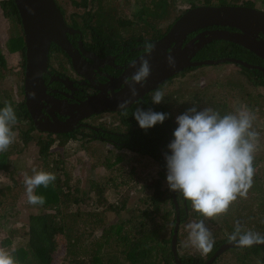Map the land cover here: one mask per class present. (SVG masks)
<instances>
[{
    "label": "trees",
    "instance_id": "1",
    "mask_svg": "<svg viewBox=\"0 0 264 264\" xmlns=\"http://www.w3.org/2000/svg\"><path fill=\"white\" fill-rule=\"evenodd\" d=\"M54 1L57 2L56 4L60 7L63 15L67 16L69 21H73V25L76 23L74 27L80 30L82 34H92V37L99 36L98 39L109 38L110 40L114 37L119 39L118 42L131 35H135V41L137 39L141 41L158 40L167 33L182 14L198 6H244L264 11V0ZM0 10L2 17L9 22L10 30L9 39L5 42V52L2 53L0 50V108L5 106V102H10L17 115V123L13 126V131L16 133L15 140L6 151L0 152V171L9 172V175L16 177L13 163L11 164L13 151L21 152L22 149L27 150L30 146H34L33 162L38 161L40 163L38 170L51 172L56 176L55 182L47 188L40 186L35 189L36 195L45 197V204L42 206L34 205L36 214L30 215L26 224L21 227L13 225L7 229L4 239L1 241L3 249L12 254L16 264H52L53 257L58 252L57 246L61 244L67 248V254L72 258V264H176L171 252L173 229L168 235L166 231H162L165 224L169 222V218H171V226H174L177 216L179 217V226L176 252L182 264H205L222 244L232 242L228 240V235L234 231L237 221L243 228L249 225L251 220L254 225L250 231L264 235V151L261 153L259 151L260 147L264 145V77L260 71L232 64L233 67H238L244 72L245 75L243 73L242 75L246 84H248L250 91H254V94H250L245 90L244 92L249 94V97L241 99L243 109L250 112L252 116H256L252 121V130L259 133L257 148L254 153L253 166L256 171L253 176L252 187L249 189L246 199L238 197L230 206L227 214L219 216L222 220L220 223L214 221V218L205 219V224L211 231L215 243L212 250L207 254L200 250L199 254H195L191 246H186L182 242L183 227L189 219L193 222L204 219V217L193 210L191 202L186 200L181 193L174 192L172 194L166 181L167 167L164 157L165 153L170 154L167 145L174 139L173 132L177 127L176 117L172 112L178 110L177 115H181L183 114L181 109L185 108L187 111L193 106L199 109L198 98L184 89L187 97L169 93L164 101L168 100L170 103L165 104L163 102L158 105L152 103L154 91L151 99L136 104L135 110L140 107L145 111L152 109L155 112L170 114L163 124H157L147 130L140 128L133 113H128L122 120V124L128 128H135V153L138 157L152 160L154 165L159 168L150 173L152 180L146 184L149 192L139 199L137 206L125 212V200H120L119 203L106 204V200L104 202L105 190L102 186L104 182L100 184L99 181L91 178L87 193L93 194L95 202L90 205L92 199L86 202L88 195L79 188V184L74 187L70 185L69 180L64 178L67 177L66 175L61 180L60 177L62 176L59 175L60 160L52 158V146L58 140V148H64L69 142L74 144L80 142V147L84 148L91 140L87 142L84 137L77 138L74 133L63 136V139L52 137L50 134L42 137L41 132L34 128L23 103L25 46L20 19L12 0L1 1ZM135 45L139 44L135 42ZM8 54L11 56L17 54L19 68L15 69L14 65L7 64V60L11 57L6 59L4 56ZM198 55L203 60L234 58L250 65H258V62L264 64L262 60L246 49L224 41L212 42L209 47L203 48ZM53 61H56V57L53 58L52 56L50 63ZM221 65H227V63L219 64V66ZM195 70L189 71L196 72ZM238 83L240 82L233 84L232 81H227L223 85H227L226 88L231 91L242 86ZM161 88L163 87L161 86ZM180 88L182 89L184 86H180ZM204 91L209 92L207 87L204 88ZM178 93L184 95L183 92ZM201 95H203V90ZM204 97L209 99L207 94ZM183 98L188 99L189 102ZM227 99V97L222 96V98L210 101L206 105L208 108L218 111L221 116L236 114L238 110L228 103ZM118 146V144L115 145V147ZM132 146V144H127L124 147L132 148ZM120 161L121 158L116 157L114 163ZM105 166L109 167L108 162ZM29 168L32 169L33 164ZM130 172L133 176V170ZM108 183L104 184L110 187ZM163 185L166 186L163 187ZM17 187V181L0 187V195H4V190H16ZM173 195L178 205V214H176L173 204ZM83 205L88 208L97 205L102 207V212H88V208L75 212L71 210V207L80 208ZM123 213L126 214L127 218L123 220L118 218L112 223L114 218L120 217ZM97 219L103 224L100 238L105 243H103L105 252L92 251L91 258L87 261L84 257L76 258L75 256L86 254L84 252L85 247H82L83 242L78 244L76 239L78 240L82 236V232L89 235L88 231ZM247 230L249 231V229ZM247 230L244 229L243 231ZM98 245L101 246V244ZM228 253L233 255L232 260L223 263L224 257ZM211 264H264V247L252 246L229 249Z\"/></svg>",
    "mask_w": 264,
    "mask_h": 264
},
{
    "label": "clouds",
    "instance_id": "2",
    "mask_svg": "<svg viewBox=\"0 0 264 264\" xmlns=\"http://www.w3.org/2000/svg\"><path fill=\"white\" fill-rule=\"evenodd\" d=\"M155 44L144 42V53L139 58V66L133 61L129 67L134 69L126 81L132 97L137 93L136 85L144 87L152 73L150 63ZM168 64L174 66V59L169 56ZM35 98V94H32ZM164 92L157 90L152 96V103L164 101ZM130 101L118 104L124 116ZM169 113L144 110L137 107L133 113L140 128L147 130L169 118ZM253 116L246 110L236 114L220 113L212 108L198 111L196 106L176 117L177 127L174 139L167 145L170 152L165 153L169 189L178 192L191 202L193 210L204 219L190 222L188 241L202 253L207 254L214 246V238L205 224V219L227 214L237 198H247L252 187L255 168L254 153L257 148L259 133L252 130ZM17 123L16 111L10 102L0 108V152L6 151L14 142L16 133L13 126ZM56 180L54 173L33 169V175H25L24 184L28 203L44 205L45 197L36 195L35 189L47 188ZM228 240L239 247H252L264 244V235L253 231H243L239 221ZM186 246H188L186 244ZM0 264H16L12 254L0 249Z\"/></svg>",
    "mask_w": 264,
    "mask_h": 264
},
{
    "label": "rangeland",
    "instance_id": "3",
    "mask_svg": "<svg viewBox=\"0 0 264 264\" xmlns=\"http://www.w3.org/2000/svg\"><path fill=\"white\" fill-rule=\"evenodd\" d=\"M1 1L3 0H0V2ZM8 23L9 22L7 21V19L3 18L0 13V50L2 53L5 52V42L9 39L8 36L10 35ZM135 42H137V40ZM16 55L17 54H12L11 56L8 54L7 56H4L6 59L11 57L7 60V64L14 65L15 69L19 68V65H17L19 62V57L17 58ZM52 64L55 65V62H53ZM218 66L219 65L202 66V68H197L195 70L196 72H189L186 75L178 76L176 79L167 82L164 87L160 88L159 90L164 92L165 98L169 93L187 97L184 92V89H186L189 94L195 95L198 98V111L203 110L204 108H208L206 105L208 102L218 100L219 98H222V96L227 97L228 99L226 101L232 106L236 107L238 111L244 110L241 99L245 98L240 90L244 89L250 92V94H254V91H250L248 84H246L244 80L245 78L242 75V73L244 74V72L238 67H233L231 63L227 65H221L219 67ZM227 81H232L233 84L239 81L240 83L238 84H241L242 86L228 91L229 89L226 88L227 85H223L226 84ZM180 86H184V88L181 89ZM205 87L208 88L209 92L204 91ZM202 90L203 95H201ZM177 92H183L184 95H180L179 93L177 94ZM228 93L233 95L234 97L230 96ZM206 94L207 96H209V99H207V97H204ZM183 100L189 102L186 98H183ZM167 103L170 102L166 100L165 104ZM178 112L179 111L176 110L172 113L175 114V117H177ZM181 112L185 113V108L181 109ZM254 117L256 116H253V118ZM41 136L45 137L44 134H42ZM58 142V140L55 141L52 146V158L60 160L59 175L62 176L60 177L61 180H63V176L66 175L67 177L64 178L69 180L70 185L74 187L76 184H79V188H81V190H84L86 192V195H88V199L86 200V202L92 199L90 205H92L95 200H93L94 196L91 192L89 194L87 193V189L91 178H94L95 181H99L100 184L103 182L107 184V182H109L108 184L110 185V187H107V185L104 183L102 184L105 190L104 202L106 200V204L119 203L120 200L124 199L126 203L125 212H128L129 209L137 206L139 199L144 197L146 193L149 192V190L146 188V184H149L148 182L152 180V176L150 173L154 169H159L154 165L152 160L144 158L140 159L136 153H126L127 150H121V152L123 153H119V155H116L117 153L108 152L114 149L112 146L105 147L102 144L104 147L102 148L96 143L91 142L87 143L84 148H81L80 142H76V144H74L73 142H69L64 146V148H58ZM259 151L260 153L264 151V145L263 147H260ZM34 156V146H30L27 150L22 149L21 152L15 150L13 151V157H11V164L13 163V168L15 169V173L17 176L12 177L11 175H9V172L5 173L3 171H0V187L12 184L14 181H17L18 183V187L16 190H4V195H0V249H3L1 241H3L2 239H4L7 229H9L13 225H15L16 227H21L22 225L26 224L27 219L30 215L36 214V208L34 207V205L28 203L24 184L25 175L31 176L33 175V169L38 170L40 168V163L38 161L33 162ZM116 157H120L121 161L114 163ZM106 162H108L109 167L105 166ZM32 164L33 168L31 169L29 167L32 166ZM132 170L134 172L133 176L131 174L132 172H130ZM164 186L166 185H163V187ZM86 208L88 207H85V205H83L80 208L71 207V210L75 212L76 210H84ZM101 209L102 207L94 205L92 208H88V212L101 213ZM118 218L123 220L127 218V216L125 213H123L120 217L114 218L112 223ZM170 221L171 218H169V222L165 224V228L162 231H166L167 235L174 227L171 226ZM214 221L220 223L222 220H220L218 216L214 218ZM94 222L95 223H92L93 225L88 231L89 235L86 233L83 234L82 232V236H80L78 240L76 239V241H78V244L83 242L84 245L82 243V247L84 246L86 249L84 251L86 252L85 255L80 254L79 256H75L76 258L84 257L87 261L89 258H91L90 256L92 254V251L100 250L102 252H105L103 239L100 238L102 234L103 224L100 223L99 219ZM190 222H192L191 219L184 223V235H182L183 244H187L189 245V247L191 246L188 241L189 230L186 226ZM98 244H101V246H99ZM105 246L107 247V245ZM57 247L58 252L53 257L52 264H72V258L69 254H67V248L65 246L63 247L62 244L58 245ZM191 248L193 249V252L195 254H199V250L196 247L191 246ZM232 257V254H226L223 263L232 260Z\"/></svg>",
    "mask_w": 264,
    "mask_h": 264
},
{
    "label": "water",
    "instance_id": "4",
    "mask_svg": "<svg viewBox=\"0 0 264 264\" xmlns=\"http://www.w3.org/2000/svg\"><path fill=\"white\" fill-rule=\"evenodd\" d=\"M12 1L17 10L24 35L25 69L23 78V103L26 110L35 128L40 132L60 134L70 131L71 126L69 123L61 124L57 123V120H54V122L59 124V130L54 128L51 125L52 123H49L51 127H44L40 125V121H38L36 115L41 102L46 98L43 76L48 71V54L52 44L63 51L71 59L73 69L77 73L80 72L78 66L79 54L75 52V54L71 55L72 49L66 40V35L73 34L75 30H72L66 25L64 17L54 0ZM213 26L233 28L238 32L230 33L224 30L206 31L197 37V43L189 45L188 48L181 49L182 43L188 35L196 30ZM215 41L236 44L264 62V11L244 6L225 5H205L187 10L173 23L163 37L154 42L155 50L151 54L150 59L152 73L144 87L141 88L140 85H136L138 94L135 97L130 96L128 99L136 100L142 95L156 90L169 78L188 67L231 63L247 69L258 70L264 77V69L262 67L250 65L234 58L190 62L192 55L202 49L206 44ZM171 45L174 46L171 48ZM166 49H170V52H166ZM142 55H145V53ZM169 56L174 59V66L172 67L168 64L167 58ZM139 58L135 60L137 66H139ZM53 80L57 79H51V81ZM33 93L35 94V98L32 96ZM171 192L172 194L174 193L173 191ZM173 204L176 214H178L179 209L174 195ZM178 226L179 217L177 216L171 237V252L175 263L182 264L176 252ZM253 246L264 247V244H255ZM237 247L239 246H237L236 242L222 244L205 264H211L223 252Z\"/></svg>",
    "mask_w": 264,
    "mask_h": 264
},
{
    "label": "flooded vegetation",
    "instance_id": "5",
    "mask_svg": "<svg viewBox=\"0 0 264 264\" xmlns=\"http://www.w3.org/2000/svg\"><path fill=\"white\" fill-rule=\"evenodd\" d=\"M54 2L57 3L56 1ZM58 8L63 15L59 6ZM63 17L66 25L75 30L73 34L66 35V40L71 46V55L75 54V52L79 54L78 66L80 74L73 69L71 59L52 44L48 54V71L43 76L46 98L41 102L36 118L40 121V125L47 128L51 127L49 123H52L51 125L54 128H60L59 124H56L57 122L61 124L69 123L71 129L60 134L45 132L40 134L45 136L50 134L52 137L63 139V136H69L74 133L77 138L84 137L87 142L91 140L89 143H96L102 148H104L103 145L105 147L112 146L114 149L108 151L109 153H117L116 155H119V153H123L121 150H127L126 153H135V128H128L122 124V120L125 118L118 108V104L123 100H129L128 97H132L126 83L134 72V69L130 68L129 65L144 54V42L146 41L137 39L139 45H135V35L123 38L120 42H118V38L117 40L114 37V39L110 40L109 38L98 39L99 36L92 37V34H82L80 30L74 27L76 23L73 25V21H69L67 16L63 15ZM213 30H224L230 33L238 32L233 28L216 26L199 29L186 37L181 49L197 43L199 35ZM158 40H148L147 42L154 43ZM211 43L206 44L202 49L209 47ZM173 46L171 45V48ZM202 49L191 56L190 62L203 61L200 58L201 56L198 55ZM166 52H170V49H166ZM52 56L53 58L56 57L55 65L52 64L54 61L50 63ZM254 66L264 69V64L261 62ZM197 68H202V66L183 69L180 73L165 81L156 90L161 88V86L164 87L167 82L176 79L178 76L192 72L189 70ZM51 79L57 80L51 81ZM156 90L150 91L136 100H129L127 112L134 113L135 105L141 103V101L151 99L152 93ZM244 91V89L240 90L243 96L248 98L249 94ZM40 114L41 116L39 117ZM54 120L57 121L54 122ZM31 122L33 124L32 120ZM70 140L73 139L70 138ZM116 144L120 148L115 147ZM127 144H132L133 149L125 148L124 146ZM253 225L254 223H251L250 220V224L242 229L251 230Z\"/></svg>",
    "mask_w": 264,
    "mask_h": 264
}]
</instances>
